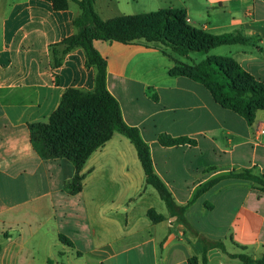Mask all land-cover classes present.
I'll use <instances>...</instances> for the list:
<instances>
[{"label":"crops","instance_id":"crops-1","mask_svg":"<svg viewBox=\"0 0 264 264\" xmlns=\"http://www.w3.org/2000/svg\"><path fill=\"white\" fill-rule=\"evenodd\" d=\"M176 3L167 9L184 10L195 28L240 32L253 41L215 48L200 62L231 58L264 82L263 0ZM96 11L104 20L142 15L118 14L115 0H96ZM79 13L74 2L56 11L49 0H0V264H190L192 258L204 264V239L226 249H209L207 264H237L230 256L241 253L261 258L264 193L235 176L264 174V110L249 124L222 107L204 85L171 73L185 58L159 43L96 41L95 47L108 62L107 88L124 121L139 129L156 174L187 206L185 222L170 214L147 182L136 145L119 132L86 161L81 192L65 190L74 164L44 159L30 124L47 121L67 89L95 87L81 48L52 66L51 45L75 33ZM164 134L192 143L163 146ZM150 210L163 219L155 221Z\"/></svg>","mask_w":264,"mask_h":264},{"label":"trees","instance_id":"trees-1","mask_svg":"<svg viewBox=\"0 0 264 264\" xmlns=\"http://www.w3.org/2000/svg\"><path fill=\"white\" fill-rule=\"evenodd\" d=\"M49 1L56 11L69 10L72 2L80 10L73 21L75 33L50 47L53 68L61 67L69 53L81 48L86 56V67L95 70V87L92 91L67 89L47 121L30 124L31 141L35 149L44 159L64 158L74 164L76 174L65 184V190L74 195L82 190L80 173L90 155L110 140L115 132H119L136 145L147 182L157 189L170 214L185 222L187 206L177 204L167 185L156 174L149 145L143 140L139 129L126 124L118 100L108 90V62L96 49L95 42L130 45L143 40L149 44L159 43L176 55L189 59L192 53L209 54L213 49L225 45H248L253 43L252 39L240 32L214 35L195 28L187 23L186 13L181 9L104 20L96 11V0ZM171 73L201 83L222 107L243 116L249 124L254 123L259 110H264V82L257 81L231 58L208 56L192 66L177 65ZM159 142L170 147L191 144L192 140L164 134L159 137ZM235 177L252 182L256 190L264 193V174L256 175L246 170ZM216 183L210 182L197 196ZM149 214L155 221L163 219L154 210H150ZM61 239L65 241L63 237ZM203 244L204 264H207L209 249L220 248L226 252L222 243L204 239ZM230 257L239 259L243 264H264V255L258 259L247 253ZM190 264H199L198 259H190Z\"/></svg>","mask_w":264,"mask_h":264},{"label":"rangeland","instance_id":"rangeland-1","mask_svg":"<svg viewBox=\"0 0 264 264\" xmlns=\"http://www.w3.org/2000/svg\"><path fill=\"white\" fill-rule=\"evenodd\" d=\"M118 1H119V4H118ZM118 1L115 0V5L117 6L118 14L132 13V12H136L137 14H144V13L156 12L160 9H167L171 6H177V3H176L177 0H136V1L129 2V3L127 0H118ZM169 50L171 51V49ZM201 58H202V54L192 53L190 54L189 59L186 60L185 58L184 62L178 61L179 62L178 66L183 67V66H192L194 64H198L200 63L199 60ZM236 263L243 264L239 260Z\"/></svg>","mask_w":264,"mask_h":264},{"label":"built area","instance_id":"built-area-1","mask_svg":"<svg viewBox=\"0 0 264 264\" xmlns=\"http://www.w3.org/2000/svg\"><path fill=\"white\" fill-rule=\"evenodd\" d=\"M264 133V131H262Z\"/></svg>","mask_w":264,"mask_h":264}]
</instances>
